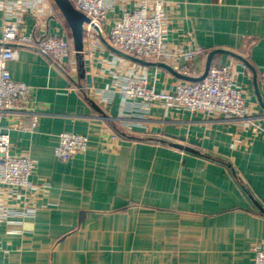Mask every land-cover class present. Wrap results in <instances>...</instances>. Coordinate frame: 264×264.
<instances>
[{"label": "crops", "instance_id": "0c3cea01", "mask_svg": "<svg viewBox=\"0 0 264 264\" xmlns=\"http://www.w3.org/2000/svg\"><path fill=\"white\" fill-rule=\"evenodd\" d=\"M136 2L119 1L101 33L84 29L77 51L55 0H0V52L9 24L35 39L12 43L6 64L29 103L2 124L11 152L36 160L32 181L48 184L29 196L34 216L0 223V264H252L264 246V0H167L166 62L110 45L121 8ZM47 34L71 41L61 64L38 48ZM214 50L211 66L236 72L247 119L135 109L123 95L129 75L173 91L184 67L201 76ZM65 131L87 135L88 150L57 159Z\"/></svg>", "mask_w": 264, "mask_h": 264}, {"label": "built area", "instance_id": "2783aa9c", "mask_svg": "<svg viewBox=\"0 0 264 264\" xmlns=\"http://www.w3.org/2000/svg\"><path fill=\"white\" fill-rule=\"evenodd\" d=\"M42 0H28L35 7ZM121 0H71L73 5L89 19L84 29L102 32L111 11ZM167 0H137L134 8H121V15L110 29V45L122 52L143 58L166 62L175 56L166 43L165 23L168 17ZM34 37L22 35L15 24L5 28L3 48L0 52V223L16 217H32L35 206L29 196L40 192L48 184L38 185L32 181L36 160L28 154L11 152V140L4 130L3 118L7 112L28 109L30 87L16 81L7 67V60L16 58L18 49L12 43H31ZM38 48L53 63L61 64L69 57L73 47L61 34H47L37 40ZM201 51V50H199ZM195 53L180 52L191 59ZM246 66V65H245ZM191 75L188 66L182 71ZM123 95L135 109L147 110L151 105L166 109H183L192 113L219 115L236 120L247 119L248 104L241 88L237 86L236 72L232 65H212L207 75L198 81L181 80L173 91H158L144 75H129L119 83ZM137 107V108H136ZM113 139L118 135L113 134ZM89 137L85 134L62 132L55 146L54 155L59 160H68L76 153H85ZM1 249V248H0ZM252 264H264V246L255 245Z\"/></svg>", "mask_w": 264, "mask_h": 264}, {"label": "water", "instance_id": "95a60500", "mask_svg": "<svg viewBox=\"0 0 264 264\" xmlns=\"http://www.w3.org/2000/svg\"><path fill=\"white\" fill-rule=\"evenodd\" d=\"M55 2L57 3L59 8L61 9L62 13L66 17L67 21L69 22V24L72 28L76 50L81 51L83 49L84 23L89 22L88 17L83 12L78 10L73 5L71 0H55ZM219 51L220 50H214L209 54L206 69L201 76L191 77L189 75H183V74H178V75L183 77L186 80H191V81H198V80L203 79L207 75L208 70L211 66V60H212L213 55ZM128 57H130L134 60L142 61L141 59L134 57V56H131V55H128ZM160 65L168 68L171 71H174L172 69V67L166 63H160ZM176 145L182 147V145H179V144H176Z\"/></svg>", "mask_w": 264, "mask_h": 264}, {"label": "trees", "instance_id": "16d2710c", "mask_svg": "<svg viewBox=\"0 0 264 264\" xmlns=\"http://www.w3.org/2000/svg\"><path fill=\"white\" fill-rule=\"evenodd\" d=\"M68 40H69V39H68ZM69 41H70V40H69ZM70 43H71V41H70ZM71 45H72V44H71ZM115 134H116V133H115ZM119 134H120V133L117 132V135H118V136H119ZM120 135H121V134H120Z\"/></svg>", "mask_w": 264, "mask_h": 264}, {"label": "rangeland", "instance_id": "374dc122", "mask_svg": "<svg viewBox=\"0 0 264 264\" xmlns=\"http://www.w3.org/2000/svg\"><path fill=\"white\" fill-rule=\"evenodd\" d=\"M102 26H103V23H102Z\"/></svg>", "mask_w": 264, "mask_h": 264}]
</instances>
